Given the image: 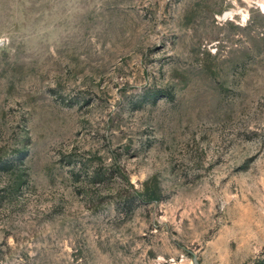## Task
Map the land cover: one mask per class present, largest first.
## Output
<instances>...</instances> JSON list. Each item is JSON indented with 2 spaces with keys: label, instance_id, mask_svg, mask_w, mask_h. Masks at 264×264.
Listing matches in <instances>:
<instances>
[{
  "label": "rangeland",
  "instance_id": "1",
  "mask_svg": "<svg viewBox=\"0 0 264 264\" xmlns=\"http://www.w3.org/2000/svg\"><path fill=\"white\" fill-rule=\"evenodd\" d=\"M0 264H264V0H0Z\"/></svg>",
  "mask_w": 264,
  "mask_h": 264
}]
</instances>
